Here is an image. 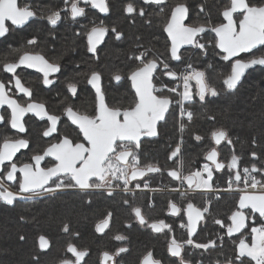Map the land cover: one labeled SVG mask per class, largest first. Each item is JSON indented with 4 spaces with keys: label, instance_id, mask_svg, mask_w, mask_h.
I'll list each match as a JSON object with an SVG mask.
<instances>
[{
    "label": "flooded vegetation",
    "instance_id": "obj_1",
    "mask_svg": "<svg viewBox=\"0 0 264 264\" xmlns=\"http://www.w3.org/2000/svg\"><path fill=\"white\" fill-rule=\"evenodd\" d=\"M245 32L246 46L254 48L236 55L231 49ZM228 54L236 57L227 60ZM258 61H264V0H0V195H7L6 200L17 197L13 205L59 198L76 205L81 223L90 225L91 235L82 229L63 231L65 244L60 246L59 264H71L68 258L74 257L69 248L78 264H112L108 254L123 246L129 250L116 257L117 264H142L149 252L159 264H192L184 260L187 247L226 254L216 239L205 247L193 241L206 223L212 201L233 197L238 202L243 195H264L258 172L243 175L238 172V160L225 164L219 154L224 169L215 172L204 157L202 171L228 172L229 177L216 186L211 185V177L208 189L206 174L198 188H189L186 178L196 180L195 171L185 174L178 166L183 146L177 139L180 145L171 154L177 149L179 154L177 159H169L171 168L131 181L149 186V190H136L134 199L124 193V185L114 175L119 177L117 169L131 176L134 171L156 167L142 166L140 158L147 149L161 154L156 148L163 141L161 126L170 113L179 117L185 111L181 98L211 96L208 80L227 75L225 86L234 65ZM148 81L152 95L168 100L170 109L156 138L147 131L133 138L131 119L125 114L135 109L137 96L147 95L135 89L147 88ZM123 116L128 122H123ZM122 124L125 134L118 137ZM140 127L146 128V123L141 122ZM224 144L225 138L217 153ZM213 148L212 144L208 153ZM101 157L102 166L96 163ZM169 170L177 172L179 180L171 178ZM155 175H162L165 182L148 180ZM84 180L104 187L82 190L77 181ZM37 181L44 186L41 191L22 192ZM178 183L180 191H172ZM110 184L112 196L106 194ZM157 188L163 191H151ZM89 198L91 203L86 202ZM170 202L184 211L168 215L167 209L174 211ZM237 202L227 216V225L221 219L215 222L233 248L231 254L228 247L229 260L224 264H241L243 260L264 264V255L259 259L247 254L250 247L245 255L238 250L240 244L251 246L253 231L264 232L263 217L245 210L243 231L228 236L231 217L238 212ZM0 205L6 206L1 201ZM134 206L142 208L152 227L139 225L131 211ZM109 211L113 215L108 225L105 218ZM196 222L191 238L189 223ZM97 223L102 229L107 226L103 234L95 230ZM116 235H124L126 240L118 241ZM39 246L49 250L44 240H39Z\"/></svg>",
    "mask_w": 264,
    "mask_h": 264
},
{
    "label": "trees",
    "instance_id": "obj_2",
    "mask_svg": "<svg viewBox=\"0 0 264 264\" xmlns=\"http://www.w3.org/2000/svg\"><path fill=\"white\" fill-rule=\"evenodd\" d=\"M226 77L222 75L219 80L207 81V87L215 91V95L203 99L193 96L183 104L189 120L183 122L184 130L180 134L177 113L169 114L161 126L162 144L156 145L161 154L157 155L151 149L145 150L140 158L142 166L154 165L161 170L171 168L173 163H170L169 156L177 145V139H180L183 146V173H192L204 165V157L212 148V133L222 128L227 132V137L226 144L218 150L220 161L228 164L238 160L239 173L244 175L258 172V182L264 184V67L249 71L232 92L224 86ZM228 177V172L213 173L211 185H223ZM148 180L152 183L165 182L162 175L150 176ZM236 202L237 199L233 197L212 201L205 217L206 223L193 241L197 245L206 246L216 239L224 245L226 254H208L202 249L187 247L185 261H191L192 264L228 262V247L231 254L233 248L224 231L219 230L215 222L221 219L224 226L227 225V216L235 208ZM75 206L72 201L66 202L60 198L16 203L12 207L0 205V264H59L62 260L60 246L65 244V225H68L71 233L82 229L85 235H91L90 225L81 223L80 211ZM41 236L49 242V250L40 248ZM242 262L251 264L244 260Z\"/></svg>",
    "mask_w": 264,
    "mask_h": 264
},
{
    "label": "water",
    "instance_id": "obj_3",
    "mask_svg": "<svg viewBox=\"0 0 264 264\" xmlns=\"http://www.w3.org/2000/svg\"><path fill=\"white\" fill-rule=\"evenodd\" d=\"M246 41H247V33L245 32L242 35V38L239 40L238 44L234 45L233 46L234 48L231 50L235 52L236 55L241 54V53H248L252 51L254 47L253 48L247 47L246 45H248V43ZM234 57L236 56L228 54L227 60L234 58ZM257 66L264 67V61H258V62H253L250 64H243V65L242 64L234 65L230 78L225 82L226 88L230 92L236 89L239 86V84L242 82L245 74L249 70ZM135 90L138 93L145 92L147 95L137 96V106L131 113L125 114V116L128 117L127 119H129V116L131 119L130 122L132 125V136L133 138H135L137 137L140 131H147L150 134V136H152L151 138H156L157 128L160 124L164 123L165 117L170 109V102L168 100H161V99L159 100L152 95L150 81H148L147 83V88H139V90L138 89H135ZM125 116H123L124 117L123 122L126 120ZM125 122H128V121L126 120ZM141 122L146 123V128L144 127L137 128V125L140 124ZM73 124L75 126H78L77 121H74ZM128 124L129 123H127L125 126L126 129L128 128ZM123 128H124V124L120 125L121 134L116 133L118 137L124 136L125 133L123 131ZM211 139H212V144L214 145V148L212 151H210L205 156V162L211 165L215 172H220L224 169V165L218 162V153L216 151V148L220 146L223 140H221L219 137L215 139L211 137ZM93 152L94 150L92 149L89 153H93ZM208 157H211V159H208ZM144 172H148V174L151 173L149 172V170L144 171ZM53 176H54L53 178L56 177V175H53ZM43 188L44 186L39 188V191H41ZM22 192L25 194L34 193V192H25L23 191V189H22ZM5 196L7 195H0L1 203L6 206H12L13 203L9 205L8 203L5 202L6 201ZM237 210L238 212L233 214V216L231 217L232 225H231V229L228 232L229 237L239 235L243 231L245 227L246 219H245V216L242 214V212H244L245 210H249L253 212L258 217H261V218L263 217V222H264V195H243L241 196L237 202ZM198 223L196 222L192 226H191V223H189V230H190L189 232H190L191 238L194 236L197 230ZM40 244H42L43 246L44 242L40 241Z\"/></svg>",
    "mask_w": 264,
    "mask_h": 264
},
{
    "label": "snow or ice",
    "instance_id": "obj_4",
    "mask_svg": "<svg viewBox=\"0 0 264 264\" xmlns=\"http://www.w3.org/2000/svg\"><path fill=\"white\" fill-rule=\"evenodd\" d=\"M215 94H216L215 91H213V95H215ZM201 99H203V97H201ZM212 137L214 139L219 137L221 140H223L224 138L227 137V132L224 129L220 128V129H217L216 131H214L212 133ZM196 139L199 140L201 138L200 137H196ZM217 142H219V141H217ZM178 154H179V149H177L176 153L170 154L169 159L170 160L177 159ZM253 157L255 158V154H253ZM135 159L138 160V156L135 157ZM208 159H211V157H208ZM96 163L98 165L102 166L103 163H104L103 157H101V159L98 160ZM178 166L179 167H183V162L179 161L178 162ZM203 167L204 166L202 165V167L200 169L196 170L195 173H193L192 175L194 177H198L200 180H203L204 179V175H205L204 172L202 171ZM117 171L120 173V175H119V177H116L114 175V179L118 178L120 180V182L124 185V193L130 195L133 199L135 198L136 190H139V191L149 190V186H148L147 183H145L143 185H141L140 183H135L133 185L131 183V181L143 180L144 177L146 175H148V172L134 171L133 174L131 176H129L128 173L125 170H123V169H117ZM158 171H161V169H159L158 166L149 168V172H158ZM168 175L171 178H173V179L179 180L178 173L173 171V170H169ZM186 181H187V185H188L189 188H198V183H197V181L195 179L186 178ZM77 183H78L80 189H82V190H88V189L99 190V189H102L104 187L103 184H99V185H95V186L90 185L89 183H87L86 180L77 181ZM130 185H132V187H130ZM42 186L43 185L37 181V182H34L33 186L25 188V189H23V191H25V192H34L35 193V192H38L39 188L42 187ZM130 188H131V191H129ZM46 190L47 191H53V194H54V190H52V189H46ZM58 190L59 189H56V191H58ZM171 190L174 191V192H179L180 191L179 183H178V186H176L175 188H172ZM151 191L152 192L163 191V189L157 188V189H151ZM106 194L108 196L114 195V191L111 189V184L109 185L108 190H106ZM9 195H12V194H9ZM181 195H183V193H181ZM15 198H17V197L13 196V199H8L5 202L8 203L9 205H11L14 202ZM19 198H24V197H19ZM86 202L91 203V199L89 198ZM123 203L125 205H129L130 201L128 199H124ZM152 206L153 205L150 203L149 207H152ZM170 206H171L172 209H174V211H170L169 209H167L168 215L175 216V215L181 214L184 211L182 208L176 206L175 203H173V202H170ZM188 207L191 208L192 205L189 204ZM131 211L134 214V216L136 218V221L139 223V225H141L142 227L145 226V225H147L148 227H152L153 226L143 216L142 208L140 206H134L131 209ZM112 215L113 214L111 213V211H109L107 213V217L105 219L107 220L108 225L110 223ZM100 223H97V225L95 226V230L97 231V233L103 234L105 232V230L107 229V226L102 229V228H100ZM162 223H164V222L162 221ZM129 226H131V225H129ZM168 227L170 228L171 226L168 225ZM63 230L67 231L68 230V225H65ZM75 235H78V233L75 234ZM114 238L116 240H118V241L126 240V237L124 235H116ZM39 239L47 241V239L45 237H43V236H41ZM48 245H49V242H48ZM198 247H205V246L199 245ZM42 249H46V247L42 248ZM128 250L129 249L127 247L123 246V247L119 248L118 251L115 252L114 254H111V255L108 254L109 258L111 259L112 264H117L116 257L121 255L122 253L127 252ZM68 253L71 254V257H74V259L73 258H68L71 261V264H78V261H77L76 257L74 255H72V249L71 248L68 249ZM172 255H175V256L179 257L180 254L179 253H172ZM142 264H159V262L156 259H154L152 253L149 252V253H147V255L144 256V258L142 260Z\"/></svg>",
    "mask_w": 264,
    "mask_h": 264
},
{
    "label": "rangeland",
    "instance_id": "obj_5",
    "mask_svg": "<svg viewBox=\"0 0 264 264\" xmlns=\"http://www.w3.org/2000/svg\"><path fill=\"white\" fill-rule=\"evenodd\" d=\"M187 84V85H186ZM185 85H186V91H189L190 90V86L188 87V83H186ZM184 95H187V93L185 92V93H183ZM191 100V98H189L188 96L187 97H185V98H181V101H182V103H186V102H188V101H190ZM178 108H179V110L181 109V106H177ZM181 111V110H180ZM179 113V112H178ZM185 113V111H181L180 112V114H179V117H178V122H180L181 124L180 125H178V131H179V134L181 133V132H183V130H184V127L182 126L183 125V122H185V121H188L189 120V114H188V112H187V114L185 115L184 114ZM184 116H185V118H184ZM179 143H181V142H179ZM177 145L179 146L180 144H178L177 143ZM203 172H204V174H205V176H206V174L209 176V178L208 179H206V184H205V186H208V189H210V184H209V181L211 180V177H212V174H211V171H210V169L209 168H204L203 169ZM245 173V172H244ZM199 178L198 177H196V181H197V183H199ZM209 184V185H208ZM264 185V184H263ZM213 190V189H212ZM264 241V232H262L261 230H258V231H256V233L253 231V240H252V244H251V246H245L244 244H240L239 245V247H238V250H239V252L241 253V254H244L245 255V253H246V249L248 250V248L250 247V252L251 253H247V254H251L252 256H258L259 257V259H261V257L264 255V249H262L261 247H260V241ZM245 247V248H244ZM263 248H264V246H263ZM256 258V257H255ZM258 262V261H257Z\"/></svg>",
    "mask_w": 264,
    "mask_h": 264
},
{
    "label": "built area",
    "instance_id": "obj_6",
    "mask_svg": "<svg viewBox=\"0 0 264 264\" xmlns=\"http://www.w3.org/2000/svg\"><path fill=\"white\" fill-rule=\"evenodd\" d=\"M246 181H247V177H245V179H244V183H246ZM263 193H264V190H263Z\"/></svg>",
    "mask_w": 264,
    "mask_h": 264
}]
</instances>
